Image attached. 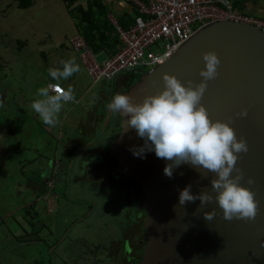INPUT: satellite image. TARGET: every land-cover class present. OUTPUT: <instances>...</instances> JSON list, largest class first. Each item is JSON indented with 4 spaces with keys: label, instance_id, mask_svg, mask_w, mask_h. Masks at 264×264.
Wrapping results in <instances>:
<instances>
[{
    "label": "rangeland",
    "instance_id": "obj_1",
    "mask_svg": "<svg viewBox=\"0 0 264 264\" xmlns=\"http://www.w3.org/2000/svg\"><path fill=\"white\" fill-rule=\"evenodd\" d=\"M68 4L33 0L32 6L20 8L18 0H0V264H114L111 246L120 249L118 263L125 264L119 245L140 230L134 224L127 228L129 218L138 225L136 214L145 198L137 183H114L91 169L83 178L75 164L65 178L69 160L82 144L95 138L86 152L108 154L120 134L113 112L106 132L99 135L113 82L94 84L79 55L68 47L78 30L72 13L87 3ZM245 6L264 17V0H247ZM72 58L81 71L59 83L71 87L80 102L63 107L61 114L69 111L63 126H47L30 105L39 98L38 89L56 82L48 69ZM138 71L139 79L147 73ZM125 78L120 74L115 87ZM43 183L55 184L44 196ZM28 217L43 222V232L33 235Z\"/></svg>",
    "mask_w": 264,
    "mask_h": 264
},
{
    "label": "water",
    "instance_id": "obj_2",
    "mask_svg": "<svg viewBox=\"0 0 264 264\" xmlns=\"http://www.w3.org/2000/svg\"><path fill=\"white\" fill-rule=\"evenodd\" d=\"M209 51H215L221 63L218 75L207 82L201 103L213 121L229 122L237 138L247 142L248 151L237 154L235 167L243 174L241 184L254 193L257 215L228 220L215 200L179 204V192L188 185L194 195L207 192L214 197L211 180L216 174L184 163L174 168L171 178L166 176L164 168L170 162L154 151H146L144 158L133 155L132 149L142 146L144 140L134 129L124 130L127 117L118 113L121 131L110 148L118 163L115 169L138 181L145 193L146 246L141 264H264V30L240 21L214 22L122 94L141 103L164 89L165 74L175 75L185 84H198L203 79V56ZM245 109L247 115H240ZM112 114L107 108L100 136ZM96 141L94 138L76 150L67 167L69 177L77 155ZM236 174L234 170L232 176ZM249 178L254 183L248 184ZM67 195L70 197L68 191ZM212 210L215 215L207 220L204 213Z\"/></svg>",
    "mask_w": 264,
    "mask_h": 264
},
{
    "label": "clouds",
    "instance_id": "obj_3",
    "mask_svg": "<svg viewBox=\"0 0 264 264\" xmlns=\"http://www.w3.org/2000/svg\"><path fill=\"white\" fill-rule=\"evenodd\" d=\"M222 2L226 3L227 0ZM245 9L249 13L247 7ZM203 60L205 67L200 71L203 78L200 83L188 81L185 84L175 75L165 74L164 89L145 97L141 103H134L129 95L122 94L125 91L114 95L118 80L114 81L108 98L114 97L109 104L108 99L105 110L108 108L112 112L122 113L127 117L124 130L134 129L137 136L144 140L142 146L132 149L134 156L144 158L146 151H154L158 158L170 162L164 168L166 176L171 178L174 168L184 163L191 164L197 170L202 168L216 174L211 180L212 189L216 193L214 197L207 192L194 195L191 185H188L179 192V204L184 205L196 199L200 200V204L215 200L223 210L225 219H253L257 215L258 202L253 191L241 184L243 174L235 167L237 154L247 152L248 145L244 139L237 138L229 122L213 121L201 103L207 82L218 75L221 63L215 51L205 52ZM61 65L48 69V75L56 82H48L46 87L38 89L39 98L30 105L40 120L52 127L57 124L58 116L66 104L80 102L75 99L71 87L65 88L59 83L80 72V65L74 58L62 61ZM240 115L246 116L247 109ZM234 170L237 174L232 176ZM252 183L254 181L249 178L248 184ZM54 187L55 184H52V188L48 186L47 193L50 189L53 191ZM214 215L215 210L204 213L207 220H211Z\"/></svg>",
    "mask_w": 264,
    "mask_h": 264
},
{
    "label": "built area",
    "instance_id": "obj_4",
    "mask_svg": "<svg viewBox=\"0 0 264 264\" xmlns=\"http://www.w3.org/2000/svg\"><path fill=\"white\" fill-rule=\"evenodd\" d=\"M88 1V0H85ZM107 17L116 28L121 48L95 53L81 33L68 40V47L79 55L94 84L116 81L120 74L139 75L138 68L152 71L169 60L199 30L231 20L254 24L264 30V18L235 7L231 0H101ZM132 16L124 28L119 15ZM54 84V83H50ZM52 188V184L49 185Z\"/></svg>",
    "mask_w": 264,
    "mask_h": 264
},
{
    "label": "trees",
    "instance_id": "obj_5",
    "mask_svg": "<svg viewBox=\"0 0 264 264\" xmlns=\"http://www.w3.org/2000/svg\"><path fill=\"white\" fill-rule=\"evenodd\" d=\"M66 1L69 3L68 6H72L78 0H66ZM231 1L235 7H238L241 10L246 11L245 2L247 0H231ZM86 3H87L86 6L81 4L77 5L76 10L72 13L73 17L77 20V29H78L77 32L81 33L84 36L87 43L95 53L102 52L106 48L110 49V53L116 52L121 48L122 44L119 40L116 28L107 17L108 9L101 0H88L86 1ZM32 5H33V0H18V7L20 8H28ZM118 21L121 26L127 28L132 23V16L119 15ZM18 43H20L19 44L20 46L25 45V43L21 42L20 40H18ZM139 77L140 75L128 74L127 78L129 79V81L128 83H126L125 90H128L132 86V84L135 83L137 79H139ZM105 106H107V104ZM33 181L35 180L33 179ZM43 186L45 189L41 192V195L46 194L48 191L47 185L43 183ZM41 195H39L38 197H40ZM28 220L30 226L32 227L33 235L37 236L41 232H43L44 229V226L42 224L43 222L39 220H35L32 217H28ZM28 240H24V241L29 242ZM24 241L22 240V242Z\"/></svg>",
    "mask_w": 264,
    "mask_h": 264
},
{
    "label": "flooded vegetation",
    "instance_id": "obj_6",
    "mask_svg": "<svg viewBox=\"0 0 264 264\" xmlns=\"http://www.w3.org/2000/svg\"><path fill=\"white\" fill-rule=\"evenodd\" d=\"M128 81H129V79L127 78L122 83L117 84V86L115 87L116 94H119L121 91H126L125 86H126V83H128ZM116 94L114 93V95H116ZM105 112H104V115H105ZM116 115L119 117V120H120L119 127H120V131H121V120H122V118L118 113H116ZM82 145H84V144H82ZM111 145L108 149V154H103L102 152L88 153V152H86L87 148L83 149L77 155V158H76L75 163H74L75 164L74 168L77 167V169H79L80 175L83 178L86 177V175H88L87 172L90 169H91L90 170L91 172H96V170H98L99 172H101V174L104 173V174H102L103 176L106 175L105 179L108 178L109 179L108 181H112L110 178H113L114 180L112 182H114V183H116V182L119 183L122 181L129 182V183L134 182L140 186L142 191H144L142 186L140 185V183L138 181L118 172L117 169H115L117 167L118 163L113 158V156L110 154ZM76 150L74 151V153L76 152ZM74 153L72 154V157H73ZM72 157L70 158V160L72 159ZM70 160H69V162H70ZM66 176H67V174L65 175V178H66ZM144 201H145V198H144L143 203H142V210H140L136 214V219L138 220V225H137V222L134 223L132 221V218H129V220H130L129 225H127V228H128V227H130V225L134 224L133 226L135 227V229H137V227H140V230H136L137 232L134 233L135 236L128 237L129 238L128 241L130 243L127 242V243H124V244L122 243L119 245V248L122 245V255H123L125 264H141V260H142V257H143L144 251H145L146 234H145V228L143 225H144V218H145V214H146V209L144 207ZM75 222H77V221H75ZM75 222H74V224H75ZM136 235H138L139 237H136ZM132 238H134L133 242H132ZM57 243H59V241H57ZM139 250L142 251L141 255L138 254ZM119 252H121L120 249H118L116 252V250H114V248L112 246L109 249V254L111 256H113L112 257L113 260H111V261L114 262V264H119L118 263L119 262L118 255H120Z\"/></svg>",
    "mask_w": 264,
    "mask_h": 264
},
{
    "label": "crops",
    "instance_id": "obj_7",
    "mask_svg": "<svg viewBox=\"0 0 264 264\" xmlns=\"http://www.w3.org/2000/svg\"><path fill=\"white\" fill-rule=\"evenodd\" d=\"M86 70V69H85ZM52 82V81H51ZM89 90V88H87L86 89V91L85 92H87ZM75 96V95H74ZM75 99L76 100H78V99H80V98H77L76 96H75ZM75 100V101H76ZM62 113V112H61ZM59 114V116H58V122H61V126H63L64 125V122L66 121V119H67V117L69 116V111H64V113L63 114ZM61 120V121H60ZM58 122H57V124H58ZM39 144V143H38ZM38 149V148H37Z\"/></svg>",
    "mask_w": 264,
    "mask_h": 264
}]
</instances>
